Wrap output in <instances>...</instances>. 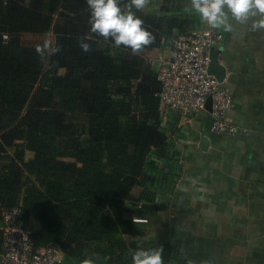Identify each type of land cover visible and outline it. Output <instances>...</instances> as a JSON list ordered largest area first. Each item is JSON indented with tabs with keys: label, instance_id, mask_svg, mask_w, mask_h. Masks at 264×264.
<instances>
[{
	"label": "trees",
	"instance_id": "trees-1",
	"mask_svg": "<svg viewBox=\"0 0 264 264\" xmlns=\"http://www.w3.org/2000/svg\"><path fill=\"white\" fill-rule=\"evenodd\" d=\"M131 10L153 36L135 53L91 31L87 0H0V222L19 208L37 246L58 244L76 264H133L139 248L176 260L134 220L163 211L157 193L174 192L184 168L145 51L208 23L191 0ZM49 33L39 51L24 38Z\"/></svg>",
	"mask_w": 264,
	"mask_h": 264
},
{
	"label": "crops",
	"instance_id": "crops-1",
	"mask_svg": "<svg viewBox=\"0 0 264 264\" xmlns=\"http://www.w3.org/2000/svg\"><path fill=\"white\" fill-rule=\"evenodd\" d=\"M149 3L160 7L162 0ZM260 19L241 23L229 13L231 31L217 28L222 37L214 49L233 95L228 115L238 130L213 131L209 109L169 113L168 125L182 135L183 174L174 192L157 193L163 211L138 217L146 220L140 222L148 237L171 244L175 264H264V28L252 27ZM170 41L145 51L158 70L171 60Z\"/></svg>",
	"mask_w": 264,
	"mask_h": 264
},
{
	"label": "built area",
	"instance_id": "built-area-1",
	"mask_svg": "<svg viewBox=\"0 0 264 264\" xmlns=\"http://www.w3.org/2000/svg\"><path fill=\"white\" fill-rule=\"evenodd\" d=\"M222 37L221 32L208 24L188 35L173 39L171 60L163 64L158 78L163 83L159 93L160 113L164 121L169 113L178 110L183 116L207 109V101L212 100V130L233 134L238 127L228 115L233 106V95L223 82L210 73L211 52ZM20 210L4 213V250L0 264H60L65 253L58 244L44 247L36 245L33 235L25 229ZM135 221H146L134 217Z\"/></svg>",
	"mask_w": 264,
	"mask_h": 264
},
{
	"label": "clouds",
	"instance_id": "clouds-1",
	"mask_svg": "<svg viewBox=\"0 0 264 264\" xmlns=\"http://www.w3.org/2000/svg\"><path fill=\"white\" fill-rule=\"evenodd\" d=\"M149 0H131L129 10L125 11L120 6V0H87L90 9L91 31L111 39L119 47L121 45L130 48L134 53L149 45L153 36L143 26L141 18L135 15L131 7L143 9ZM191 7L199 13L201 19L216 28L231 31L232 24L229 21V13L232 19L238 22H246L250 16H260L259 21L253 22V29L264 28V0H191ZM49 42L45 40L43 47L47 48ZM37 45V50L41 49ZM83 51L88 52L91 44L80 42ZM53 52L59 48H53ZM133 264H164L162 248H139L132 252ZM85 264H92L91 260Z\"/></svg>",
	"mask_w": 264,
	"mask_h": 264
},
{
	"label": "water",
	"instance_id": "water-1",
	"mask_svg": "<svg viewBox=\"0 0 264 264\" xmlns=\"http://www.w3.org/2000/svg\"><path fill=\"white\" fill-rule=\"evenodd\" d=\"M219 51L216 49H213L211 52V63H210V73L215 75L219 81L223 82L225 77V68L220 64L219 57H218ZM207 109L210 111L212 110V100L211 98L207 101ZM85 139H88V137H85ZM208 143V139L206 137H202V147L206 148V145ZM5 226V222H0V228Z\"/></svg>",
	"mask_w": 264,
	"mask_h": 264
},
{
	"label": "rangeland",
	"instance_id": "rangeland-1",
	"mask_svg": "<svg viewBox=\"0 0 264 264\" xmlns=\"http://www.w3.org/2000/svg\"><path fill=\"white\" fill-rule=\"evenodd\" d=\"M24 38L26 43L33 45H43V42L47 40L49 42L48 44V48H49L53 44L54 36L53 33H49L46 35H35V36L26 35ZM28 157H30V154H28Z\"/></svg>",
	"mask_w": 264,
	"mask_h": 264
}]
</instances>
